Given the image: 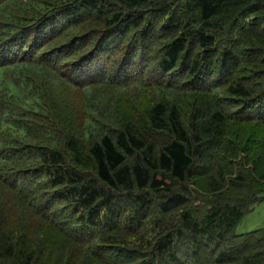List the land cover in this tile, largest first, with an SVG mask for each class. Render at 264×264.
<instances>
[{"label":"trees","instance_id":"1","mask_svg":"<svg viewBox=\"0 0 264 264\" xmlns=\"http://www.w3.org/2000/svg\"><path fill=\"white\" fill-rule=\"evenodd\" d=\"M168 4L0 0V81L38 102L0 91V264H264L237 233L264 201V0ZM153 12L166 86L111 58Z\"/></svg>","mask_w":264,"mask_h":264},{"label":"rangeland","instance_id":"2","mask_svg":"<svg viewBox=\"0 0 264 264\" xmlns=\"http://www.w3.org/2000/svg\"><path fill=\"white\" fill-rule=\"evenodd\" d=\"M177 1L178 0H169V4L167 5L171 10L173 9V12H175V13H176V7L178 5ZM160 5H163V4L160 2ZM109 10L116 11L115 8L113 9V8L106 7V11H109ZM161 15H162L161 13L157 14L156 12H153V16L151 15V16H148L147 18H145L143 20L141 26L138 29L133 28L129 33H127V35L125 37L123 36L124 37V45L121 48V51L113 52L111 58H115L118 56L119 58H115V60L116 59L118 60L120 58L122 59L123 56L126 57V55L129 54L132 58V63H131L132 66H131V68L128 69L127 72L130 74V76H133L132 77L133 80L143 79V80H147L148 82L160 80V83H162L164 86H166L167 85L166 83H168L167 82L168 79H166V77H164V76H163V78H160L161 68L159 66V61H158L159 52L162 49V47L164 46V44H161V42H160L161 37L157 36L153 40L151 34H149L148 36H147V34H142L144 29H145V25L149 21L152 22V24L155 28L156 34H158V32L164 36L166 34H169V31H163L162 32L161 26L163 25L164 22H163V17ZM178 15L182 16L183 12L180 11V14H178ZM149 28L151 29V26ZM127 40H128V43H127ZM82 73L89 74L90 72H88V70H85V71H82ZM122 75L125 76V74H123V73H122ZM158 76L160 79H157ZM192 78H194V76ZM186 84L187 83H185L184 85H186ZM0 91L4 94L8 95V96L12 95V96H15L17 99L23 100L25 105L36 106L38 104L36 99H34L32 96L31 97L28 96V94H27L28 92H26L24 89H22L20 87H17L15 83H13L7 77H4V76L2 77V79L0 81ZM178 100H179L178 101L179 103H183L184 107H186V105L187 106L190 105V104L186 103V101L184 99L182 100L181 98H178ZM223 100H225L224 102H227L226 101L227 99L224 98ZM74 101H76V100H74ZM74 101L72 102V104H75ZM124 102L127 105L129 103L127 101H124ZM188 108H185V109H188ZM145 109H146V107L144 105H143V108L139 106L138 112L134 111L133 115H135V113H137L136 115H138L139 112H143ZM74 113H76V111H74ZM233 114L234 115L236 114L235 109L233 110ZM240 129H241L242 134L240 133V131H238V132L242 136L243 135L246 136L249 133L248 128L242 129V127H241ZM6 130H8V126L3 127V131H6ZM44 211L48 213L49 217H52V214L54 213L55 209H54V211H52V210L49 211L48 208H45ZM58 214H63V212H60V210H59V212H57V215ZM66 215L63 218L64 220L66 219V217H68V213H66ZM57 218L60 219V218H62V216L59 215V216H57ZM57 222L62 223L63 221L57 220ZM262 229H264V201H261L259 204H257L254 207L253 211L251 213H249L243 219V221L241 222V224L237 228V233L238 234H244V233L252 232L255 230H262ZM53 237H55V236H52V239H53ZM49 243L50 242H48V244ZM42 244H45V243H42Z\"/></svg>","mask_w":264,"mask_h":264}]
</instances>
